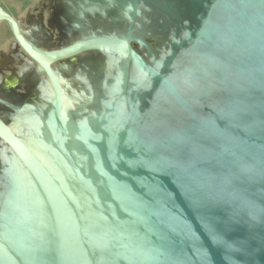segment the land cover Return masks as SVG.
I'll use <instances>...</instances> for the list:
<instances>
[{"label": "water", "instance_id": "water-1", "mask_svg": "<svg viewBox=\"0 0 264 264\" xmlns=\"http://www.w3.org/2000/svg\"><path fill=\"white\" fill-rule=\"evenodd\" d=\"M57 1L55 51L0 8L46 77L0 116V264H264V0Z\"/></svg>", "mask_w": 264, "mask_h": 264}, {"label": "flooded vegetation", "instance_id": "flooded-vegetation-1", "mask_svg": "<svg viewBox=\"0 0 264 264\" xmlns=\"http://www.w3.org/2000/svg\"><path fill=\"white\" fill-rule=\"evenodd\" d=\"M56 1L41 0L39 5H35L36 11L30 12L27 19L21 21L25 39L43 51H55L79 39L75 32L67 33L66 27L62 25L63 7ZM6 31L10 40L0 44L4 48L0 52V116L8 118L14 116L16 108H22L25 102L38 94L37 87L46 77L38 74L37 70L26 73L21 80L17 77L18 68H31V60L21 49L13 51L15 40L7 26ZM100 60L94 53H83L55 63L52 69L58 71L63 78L73 80L85 63Z\"/></svg>", "mask_w": 264, "mask_h": 264}, {"label": "rangeland", "instance_id": "rangeland-1", "mask_svg": "<svg viewBox=\"0 0 264 264\" xmlns=\"http://www.w3.org/2000/svg\"><path fill=\"white\" fill-rule=\"evenodd\" d=\"M40 1L41 0H0V8L12 17L19 19L20 21H25L30 12L36 11L35 5H39L41 3ZM6 40H10L6 31V26L4 23H0V44ZM3 50V46L0 45V52Z\"/></svg>", "mask_w": 264, "mask_h": 264}]
</instances>
